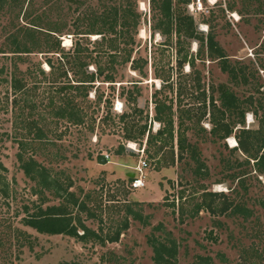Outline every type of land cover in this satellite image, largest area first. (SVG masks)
<instances>
[{
  "label": "rangeland",
  "instance_id": "rangeland-1",
  "mask_svg": "<svg viewBox=\"0 0 264 264\" xmlns=\"http://www.w3.org/2000/svg\"><path fill=\"white\" fill-rule=\"evenodd\" d=\"M200 1L203 10L191 11L188 5H180L178 10L176 0H172L177 12L192 18L195 36L212 34L224 51L227 65L234 69L236 80L221 71L216 57H209L206 40L181 39L195 59L193 67L185 64L179 71L176 35L168 43L152 32L154 12L149 0H135L137 34L133 35V44L127 46L119 39L120 55L113 64L103 52L108 49L97 44L102 35L78 34L87 30L86 17L99 15L108 6L125 5V0H17L0 8V264H156L150 238L174 248L169 264H264V164L257 167L254 160L235 148V138L242 129L257 130L259 122L264 121V0H249L250 5L246 3L245 7L239 0ZM229 4L234 11H227ZM32 20L44 32L52 24L57 26L61 33L54 37L60 38V46L65 48L47 52L49 48L42 42L47 40L39 35V50L11 53L10 38H22L19 28L30 27ZM66 37L69 45H64ZM51 41L49 44L55 43ZM76 42L83 50L81 61L88 64L87 70L103 69L85 100L73 90L63 91L58 97L48 81L68 67L65 64L64 68L61 60L66 63V59L62 56L73 52ZM129 52L130 62L122 64ZM132 60L142 65V74L133 71ZM14 75L25 82V88L16 94V107L11 89ZM67 76L71 84L78 80L72 72ZM105 76H111L113 82H106ZM197 78L207 96L213 87L217 99L221 88L240 101L243 123L238 113L229 114L235 127L229 138L234 143L209 134L211 125L206 114L200 127L187 132L200 162L189 152L173 167L154 171L144 151L147 134L143 139L126 140L125 124L119 117L126 112L129 127L146 125L155 134L161 128L154 121L155 102H171L173 110L179 100L182 106H192L198 94ZM58 81L55 88L67 83L59 77ZM122 94L135 97V106L127 104ZM72 96L87 113L83 125L57 118L47 105L48 98L55 97L58 105ZM24 100L30 102L28 109ZM174 121L176 127V116ZM20 141L26 144L25 155L46 168L52 184L49 189L39 188L21 170L16 157ZM174 148L176 153V145ZM104 154L109 159L101 165L98 158L104 159ZM144 161L147 184L130 190L127 173H133ZM203 189L223 192L234 209L224 215L195 213ZM181 190H185L183 203L177 200ZM173 200L175 206L170 205ZM51 206L61 207L59 214L66 211L72 224L80 220L96 236L89 233L80 240L39 234L24 226V218ZM125 220L126 230L122 227ZM117 231L119 240L108 242ZM78 233L83 231L78 229Z\"/></svg>",
  "mask_w": 264,
  "mask_h": 264
},
{
  "label": "trees",
  "instance_id": "trees-1",
  "mask_svg": "<svg viewBox=\"0 0 264 264\" xmlns=\"http://www.w3.org/2000/svg\"><path fill=\"white\" fill-rule=\"evenodd\" d=\"M9 1L17 2V0H0V8L4 7L9 3ZM244 7L250 5L249 0H239ZM152 10L154 12L153 17V26L152 32L158 33L160 36L165 37L166 42L169 43L171 36L176 35V63L178 70L180 71L182 67L187 64L189 67H193L195 57L189 54V50L185 48L182 42L183 39H197L203 43L206 40L205 46L207 47V52L210 58L219 60L220 69L222 72L227 73V75L236 80V73L234 69L227 65L226 56L224 51L217 45L212 34H208L206 38L203 36H195L194 34V23L191 17H186L184 13L176 11L173 6L172 0H149ZM191 3V0H176L175 6L184 5L185 7ZM135 0H125V5L119 6H108L105 11L99 15H89L86 17L89 21L87 23V30L85 32H80L78 35H102L101 41H98L97 44H100L101 47L105 46L107 51H103L104 54L108 55L110 58V63H115L119 53V39H122L124 44L127 46L133 44V35L137 34L138 25H139V15L135 12ZM227 11H234V8L231 4L226 7ZM241 13V12H240ZM243 14V13H242ZM184 20H187V26H183ZM30 27L19 28V33H22V38L17 36H12L10 41V51L13 54H28L33 50L40 48L39 38L41 35L45 37L47 42L42 41L44 47L49 48L47 52H56L59 49H64L65 46H60L61 39L55 38L54 34L61 33V30L57 26L49 27L46 29L47 32L41 30L40 26L32 20L30 22ZM20 33V34H21ZM19 34V35H20ZM15 35V34H14ZM153 35V34H152ZM55 43L49 44L51 39ZM96 42V41H95ZM73 52L64 54L66 63L60 60L63 63L67 64L59 78L67 80V83L64 85L59 84L58 77L49 78V87L53 89L56 95L59 97L63 91L73 90L76 92V95L79 94L82 99H86L88 95V90L93 86L95 79L103 75V69L98 67L96 72H91L87 70L88 64L82 62L81 58L83 55V50H80V44L76 42L74 44ZM73 47L71 45L70 49ZM68 49V50H70ZM261 51L264 54V41L261 44ZM20 57V56H17ZM20 59V58H19ZM130 62V52L129 55L125 56L122 60V64ZM46 64L49 67V73L52 72V63L48 59ZM131 66L133 71H139L142 74V65H139L137 61L132 60ZM41 72V70H40ZM77 77V81H74V84H71L68 80V73ZM44 74L43 72H41ZM106 82L112 83L113 79L111 76H105ZM48 79V78H47ZM41 82V81H40ZM39 82V83H40ZM164 82V81H163ZM23 88H25V82L17 79L15 75L11 80V89L15 95L12 104L14 107L19 105L17 98V93H19ZM198 94L195 96L194 104L192 106H182L181 100L178 101L176 105V110H173V104L170 102L166 104L165 101L157 100L154 107V121L158 122L161 125V128L155 133L151 134L146 125H143L139 128L136 126L128 125L129 114L126 112L122 113L119 119L122 121L124 127V138L128 141H135L138 139H143L146 137V144L144 151L146 152L148 158L153 163V170L160 171L163 168L173 167L177 162H181L190 152L192 159L196 162H200L198 157L193 152V147L189 143L187 138V132L189 130H194L197 127H200L201 122L205 119L206 114H208L209 124L211 129L209 134L216 139L226 140L228 139L234 130V125L229 121L230 113H238L243 123L244 112L240 108V101L228 90L219 88V96L217 99L213 96V87L210 94L207 96L204 89L200 88L199 79H196V87ZM178 94H181V88L179 89ZM125 95V96H123ZM77 97V96H76ZM124 100L127 104L135 106L136 98L131 97L126 94H122ZM55 97L48 98V106L51 107V111L57 118L66 120L72 125H83L85 124V119L87 113L84 112V109L79 107L78 104L74 101L75 96L67 97L65 104L55 103ZM98 99L97 103H100ZM219 103V104H218ZM30 107V102L24 100V108L28 109ZM134 111L136 109L134 108ZM141 113V112H140ZM174 116H176L177 123L175 127ZM188 120L189 124H186ZM93 122V121H92ZM91 130L93 126L91 125ZM136 128V129H135ZM237 146L235 147L248 159L255 161L257 167L264 164V121L259 122V127L257 130L242 129L240 135L235 138ZM176 145V153H175ZM26 144L20 141L19 149L20 152L17 154V160L20 164V168L25 174V176L35 181L39 188L49 189V185H52L47 176V170L32 156H27ZM153 151L151 153L150 151ZM259 153H261L259 155ZM160 157H158V155ZM98 163L105 165L107 162L105 159L98 158ZM1 168V166H0ZM259 169V168H258ZM132 180V179H130ZM59 189V188H58ZM185 190H181L178 193L177 200L180 203H183ZM200 202L195 204V213L201 211L208 212L212 215H224L228 211L234 209L232 201L223 193V192H210L206 189H203L201 194ZM77 202L73 204L77 205ZM171 206H175V200L172 201ZM182 205V204H181ZM181 208V207H180ZM61 207H48L46 209H38V212L32 216L26 217L23 219V224L26 227H29L35 230L39 234L44 235H67L80 240H84L87 237V234L92 233L88 228H86L80 220L77 221L76 225L72 224L71 218L66 215V211L63 214H59ZM57 211V212H56ZM183 212V207L181 208ZM133 213V212H129ZM123 229L128 228L127 221H124ZM78 229L83 231V234L79 235ZM94 235V233H92ZM96 236V235H94ZM120 231L115 232V234L107 239L108 242L116 243L119 240ZM149 244L153 248L154 252V261L156 264H169V256L174 251L173 247H169L166 244L159 242L155 238H150L148 240ZM166 255H168L166 257ZM61 264H72V263H61Z\"/></svg>",
  "mask_w": 264,
  "mask_h": 264
},
{
  "label": "built area",
  "instance_id": "built-area-1",
  "mask_svg": "<svg viewBox=\"0 0 264 264\" xmlns=\"http://www.w3.org/2000/svg\"><path fill=\"white\" fill-rule=\"evenodd\" d=\"M202 3L200 0H195L191 4L188 5L189 10L191 11H202ZM104 159L108 160L109 155L104 154ZM147 167L146 162H141L140 165L136 168V170L133 172L134 177L132 180H130L129 183V188L130 190H135V189H142L146 185V173H145V168Z\"/></svg>",
  "mask_w": 264,
  "mask_h": 264
},
{
  "label": "bare ground",
  "instance_id": "bare-ground-1",
  "mask_svg": "<svg viewBox=\"0 0 264 264\" xmlns=\"http://www.w3.org/2000/svg\"><path fill=\"white\" fill-rule=\"evenodd\" d=\"M214 2V1H213ZM235 17H237V15H235ZM63 42H64V45H69L70 43H71V41L69 40V38H64L63 39ZM48 67V66H47ZM117 106H121L120 105V102H118V104H117ZM120 108V107H119ZM251 120V119H250ZM249 120V121H250ZM230 139V138H229ZM230 141L232 142V143H234V140H232V139H230ZM132 144V143H131ZM135 145V144H134Z\"/></svg>",
  "mask_w": 264,
  "mask_h": 264
},
{
  "label": "water",
  "instance_id": "water-1",
  "mask_svg": "<svg viewBox=\"0 0 264 264\" xmlns=\"http://www.w3.org/2000/svg\"><path fill=\"white\" fill-rule=\"evenodd\" d=\"M127 175H128V178L129 179H132L134 177V174L133 173H128Z\"/></svg>",
  "mask_w": 264,
  "mask_h": 264
},
{
  "label": "crops",
  "instance_id": "crops-1",
  "mask_svg": "<svg viewBox=\"0 0 264 264\" xmlns=\"http://www.w3.org/2000/svg\"><path fill=\"white\" fill-rule=\"evenodd\" d=\"M128 174V173H127ZM134 174V173H133ZM146 184H147V182H146Z\"/></svg>",
  "mask_w": 264,
  "mask_h": 264
}]
</instances>
